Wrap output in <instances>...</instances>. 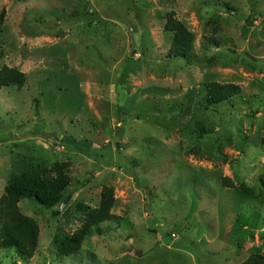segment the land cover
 Returning a JSON list of instances; mask_svg holds the SVG:
<instances>
[{"label": "rangeland", "instance_id": "1", "mask_svg": "<svg viewBox=\"0 0 264 264\" xmlns=\"http://www.w3.org/2000/svg\"><path fill=\"white\" fill-rule=\"evenodd\" d=\"M172 13L193 35L169 59ZM0 197L32 161L66 164L67 204L21 199L39 227L25 261L0 264H241L264 254V0H0ZM241 94L203 110L207 83ZM210 134L200 136L194 121ZM230 180L234 189L223 187ZM252 191V196L241 188ZM111 188L117 219L73 258L55 240ZM170 235V236H166Z\"/></svg>", "mask_w": 264, "mask_h": 264}, {"label": "trees", "instance_id": "2", "mask_svg": "<svg viewBox=\"0 0 264 264\" xmlns=\"http://www.w3.org/2000/svg\"><path fill=\"white\" fill-rule=\"evenodd\" d=\"M2 15L0 16V25ZM164 31L171 34L169 59L185 60L192 51L194 37L186 27L176 20L172 13L166 16ZM2 53L0 52V61ZM26 83V76L16 68L0 66V88L15 87L21 89ZM241 94L240 87L233 84L207 83L204 86V98L201 102L203 110L231 102ZM196 132L200 136L210 134L200 121H194ZM264 146V138L261 139ZM23 168L13 173L6 181L3 194L0 197V250L14 251L19 258L27 261L35 255L39 245V227L37 222L25 216L19 209L21 199H33L40 206L52 209L60 204H67L69 197L64 192L71 183L66 164H54L46 167L32 161L23 163ZM223 187L234 189L230 180H222ZM242 192L252 196V191L241 188ZM115 198L111 188H104L100 195L98 207L89 208L81 204L77 207L82 214V224L71 236L55 240L58 255L73 258L81 249L86 238L100 225L115 221L111 214ZM170 236V235H166ZM241 264H264V254L253 253Z\"/></svg>", "mask_w": 264, "mask_h": 264}]
</instances>
